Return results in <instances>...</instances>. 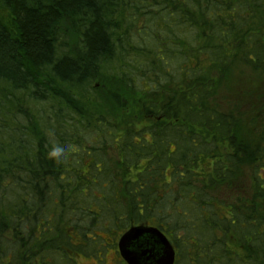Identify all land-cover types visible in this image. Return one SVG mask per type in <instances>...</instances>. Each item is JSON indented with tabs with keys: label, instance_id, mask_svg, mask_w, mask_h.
<instances>
[{
	"label": "trees",
	"instance_id": "16d2710c",
	"mask_svg": "<svg viewBox=\"0 0 264 264\" xmlns=\"http://www.w3.org/2000/svg\"><path fill=\"white\" fill-rule=\"evenodd\" d=\"M140 224L264 264V0H0V264Z\"/></svg>",
	"mask_w": 264,
	"mask_h": 264
},
{
	"label": "water",
	"instance_id": "95a60500",
	"mask_svg": "<svg viewBox=\"0 0 264 264\" xmlns=\"http://www.w3.org/2000/svg\"><path fill=\"white\" fill-rule=\"evenodd\" d=\"M118 252L127 264H175L176 249L158 227L133 225L120 236Z\"/></svg>",
	"mask_w": 264,
	"mask_h": 264
},
{
	"label": "rangeland",
	"instance_id": "374dc122",
	"mask_svg": "<svg viewBox=\"0 0 264 264\" xmlns=\"http://www.w3.org/2000/svg\"><path fill=\"white\" fill-rule=\"evenodd\" d=\"M224 90H226L225 86H224ZM234 99H236V102L238 101V97H235ZM117 243H118V240H117ZM117 243H116L115 247L114 246L109 247L107 249L106 253L104 254L103 257L106 259V264H126L118 252ZM97 259L98 258H96V257H90V258L88 257L87 258V257L83 256L82 258L79 259V262L81 264H98Z\"/></svg>",
	"mask_w": 264,
	"mask_h": 264
},
{
	"label": "flooded vegetation",
	"instance_id": "af4514ba",
	"mask_svg": "<svg viewBox=\"0 0 264 264\" xmlns=\"http://www.w3.org/2000/svg\"><path fill=\"white\" fill-rule=\"evenodd\" d=\"M120 238V237H119ZM118 244V243H117Z\"/></svg>",
	"mask_w": 264,
	"mask_h": 264
}]
</instances>
